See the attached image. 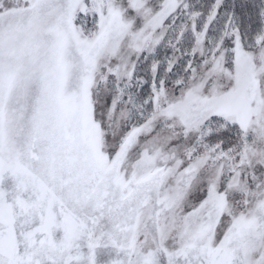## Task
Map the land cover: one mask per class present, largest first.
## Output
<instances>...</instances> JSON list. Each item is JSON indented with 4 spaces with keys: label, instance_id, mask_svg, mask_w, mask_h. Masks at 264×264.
Instances as JSON below:
<instances>
[{
    "label": "snow or ice",
    "instance_id": "snow-or-ice-1",
    "mask_svg": "<svg viewBox=\"0 0 264 264\" xmlns=\"http://www.w3.org/2000/svg\"><path fill=\"white\" fill-rule=\"evenodd\" d=\"M0 264H264V0H0Z\"/></svg>",
    "mask_w": 264,
    "mask_h": 264
},
{
    "label": "trees",
    "instance_id": "trees-1",
    "mask_svg": "<svg viewBox=\"0 0 264 264\" xmlns=\"http://www.w3.org/2000/svg\"><path fill=\"white\" fill-rule=\"evenodd\" d=\"M101 259H103V257H101Z\"/></svg>",
    "mask_w": 264,
    "mask_h": 264
}]
</instances>
